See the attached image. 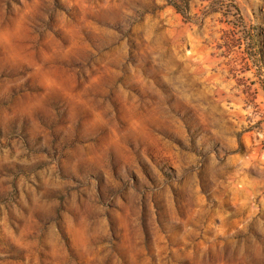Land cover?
Returning <instances> with one entry per match:
<instances>
[{
	"label": "rangeland",
	"instance_id": "374dc122",
	"mask_svg": "<svg viewBox=\"0 0 264 264\" xmlns=\"http://www.w3.org/2000/svg\"><path fill=\"white\" fill-rule=\"evenodd\" d=\"M0 264H264V0H0Z\"/></svg>",
	"mask_w": 264,
	"mask_h": 264
}]
</instances>
